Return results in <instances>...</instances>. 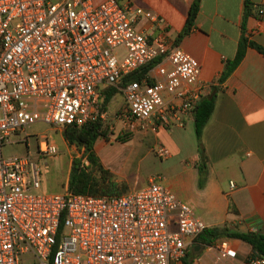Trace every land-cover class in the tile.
I'll return each instance as SVG.
<instances>
[{
  "label": "built area",
  "instance_id": "1",
  "mask_svg": "<svg viewBox=\"0 0 264 264\" xmlns=\"http://www.w3.org/2000/svg\"><path fill=\"white\" fill-rule=\"evenodd\" d=\"M130 11L157 19L117 0H0V146L37 120L62 131L103 118L100 87L106 84L121 90L125 102L117 116L131 131L155 130L167 122V113L194 106L198 61L179 45L138 29ZM153 60L139 79L120 84ZM37 147L42 154L56 152L46 135ZM167 153L164 146L156 149L160 157ZM39 173L28 156L5 158L0 150V264H169L207 227L154 178L112 195L67 186L32 192L40 186ZM207 246L221 257L235 255L226 237ZM248 261L264 264V256Z\"/></svg>",
  "mask_w": 264,
  "mask_h": 264
},
{
  "label": "crops",
  "instance_id": "2",
  "mask_svg": "<svg viewBox=\"0 0 264 264\" xmlns=\"http://www.w3.org/2000/svg\"><path fill=\"white\" fill-rule=\"evenodd\" d=\"M117 1L154 13L155 20L130 11L138 29L162 36L168 45H179L198 61L200 96L211 85L218 86L213 109L201 131L208 158L202 185L195 165L198 151L191 109L169 112L167 122H158L155 130L137 129L135 133L140 138L151 135L155 153L164 146L168 150L165 157L181 164L177 183L185 198L194 200L193 211L207 226L227 224L239 231H264V53L247 45L233 70L218 81L225 61L234 57L243 35L264 46V0H198L193 23L180 37L194 0ZM163 95L168 99L166 92ZM175 101L181 102L179 98ZM93 146L115 179L126 182L127 190L141 187L152 178L141 184L129 182L126 161L118 149H113L112 143L102 151ZM226 238L235 249L232 257H221L216 249L197 244L195 239L179 261L169 264H250L251 245L238 237Z\"/></svg>",
  "mask_w": 264,
  "mask_h": 264
},
{
  "label": "rangeland",
  "instance_id": "3",
  "mask_svg": "<svg viewBox=\"0 0 264 264\" xmlns=\"http://www.w3.org/2000/svg\"><path fill=\"white\" fill-rule=\"evenodd\" d=\"M124 97L121 90L116 91L110 98L105 108L104 117H100L104 126H107L104 140L103 136L95 139L96 148L105 149L112 143L113 149H118L119 155L126 161L125 172L129 182L145 183L152 177L164 185L170 187L174 193L183 201L187 202L193 210L196 208L194 200H187L177 176L181 171V164L171 162L165 156L155 153V145L151 135L140 138L135 131L125 128L118 112L124 106ZM26 134H28L26 136ZM47 139L56 145L53 154H42L38 151V141ZM124 139H119L120 136ZM118 136V137H117ZM1 154L5 158L29 157L39 167L40 186L30 189L32 192H60L63 190L69 163L72 157L82 156V150L74 145L66 144L61 131L49 123L37 120L29 123L24 129L10 133L8 141L0 146Z\"/></svg>",
  "mask_w": 264,
  "mask_h": 264
},
{
  "label": "trees",
  "instance_id": "4",
  "mask_svg": "<svg viewBox=\"0 0 264 264\" xmlns=\"http://www.w3.org/2000/svg\"><path fill=\"white\" fill-rule=\"evenodd\" d=\"M198 0H194L187 16V20L183 29L178 36H182L189 31L191 24L197 12ZM247 45L255 47L257 50L264 53V46L253 40H249L246 35H243L237 44L235 55L232 59L226 60L218 81H223L226 76L233 70L238 61L244 54ZM152 62L145 64L137 70L130 72L122 77L121 85L133 79H139L152 65ZM217 85H211V89L202 94L191 108L193 127L197 140L198 157L195 165L198 171V183L202 185L205 181L207 172L208 158L201 142V131L204 123L210 115ZM120 90L119 87L112 84H106L100 87V102L102 109L106 108L107 103L113 94ZM107 126H104L100 117L90 120L83 125L77 127L73 124H68L63 127L61 134L64 140L71 145L82 150V156H86L88 163L81 165V157H72L69 164V171L66 180L67 188L72 192L88 193L93 195H112L120 194L127 190L126 182L116 180L114 173L103 165L99 156L94 150V141L97 137L103 136L107 138ZM120 136V135H118ZM117 136V137H118ZM119 139H124L122 136ZM220 237H238L251 245L252 251L249 259L253 256H264V231H239L232 229L227 224L207 226L196 237L197 244H212Z\"/></svg>",
  "mask_w": 264,
  "mask_h": 264
}]
</instances>
